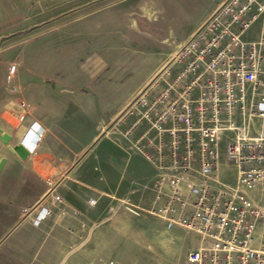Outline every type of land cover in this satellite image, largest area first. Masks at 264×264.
Listing matches in <instances>:
<instances>
[{
	"label": "built area",
	"instance_id": "1",
	"mask_svg": "<svg viewBox=\"0 0 264 264\" xmlns=\"http://www.w3.org/2000/svg\"><path fill=\"white\" fill-rule=\"evenodd\" d=\"M259 20L257 39L246 41ZM17 73L12 63L8 84ZM128 117L127 134L145 125L139 150L156 164L158 190L167 187L169 199L152 209L121 201L124 209L199 236L187 264H264V0H224L119 121ZM44 132L34 121L24 138L35 149ZM224 165L236 170L234 185L220 179ZM24 213L39 225L50 211L36 204Z\"/></svg>",
	"mask_w": 264,
	"mask_h": 264
},
{
	"label": "rangeland",
	"instance_id": "2",
	"mask_svg": "<svg viewBox=\"0 0 264 264\" xmlns=\"http://www.w3.org/2000/svg\"><path fill=\"white\" fill-rule=\"evenodd\" d=\"M222 1L0 0V128L12 134L20 125L7 110L30 105L32 83H109L116 106L134 83L149 77L161 62L168 64ZM260 24L245 33L246 41L257 39ZM12 63L18 73L8 84ZM157 79L158 72L149 83ZM20 139L30 145L29 136L23 133ZM15 145L14 138L7 145L0 140V160L16 155ZM11 161L0 172V264H22L16 245L25 246L17 237L24 224L11 232L29 216L24 209L43 201L42 188L28 183L26 169ZM131 173L145 182L152 169L131 156L127 177ZM219 174L223 181H234L232 168L223 167ZM199 240L189 232H170L158 221V264H185L186 249ZM19 250L26 252L25 247Z\"/></svg>",
	"mask_w": 264,
	"mask_h": 264
},
{
	"label": "crops",
	"instance_id": "3",
	"mask_svg": "<svg viewBox=\"0 0 264 264\" xmlns=\"http://www.w3.org/2000/svg\"><path fill=\"white\" fill-rule=\"evenodd\" d=\"M163 66L161 62L149 77L134 83L116 106L109 83L45 82L29 86L34 90L28 93V109L19 105L7 110L16 119L26 113L25 120L10 134L16 144L19 140L23 143L20 137L32 122L45 129L26 160L14 154L4 157L3 169L8 158L26 169L28 183L42 188L43 201L39 203L50 211L39 225L32 223L31 215L11 232L24 224L25 230L17 237L25 246L20 242L16 245L22 264H158V221L165 227L163 221L147 214L136 217L121 201L143 209L157 208L169 199V189L163 186L158 190V168L139 150L144 145L139 138L145 125L127 134L132 118L119 119L128 103L152 84L149 82ZM154 91L158 92V86ZM131 156L139 157L152 169L145 182L138 174L131 176L136 170L127 177ZM232 169V183L220 178L228 185L236 182V170ZM200 244L201 239L186 249L185 264L188 253ZM19 247H25L26 252L18 251Z\"/></svg>",
	"mask_w": 264,
	"mask_h": 264
},
{
	"label": "water",
	"instance_id": "4",
	"mask_svg": "<svg viewBox=\"0 0 264 264\" xmlns=\"http://www.w3.org/2000/svg\"><path fill=\"white\" fill-rule=\"evenodd\" d=\"M0 140L3 142V144L7 145L9 142H11L12 136L4 132V130L0 128ZM12 152L15 153L22 160H26L31 154V151L23 143L16 144L12 148ZM5 163L6 159L3 158L0 161V172L2 171Z\"/></svg>",
	"mask_w": 264,
	"mask_h": 264
},
{
	"label": "bare ground",
	"instance_id": "5",
	"mask_svg": "<svg viewBox=\"0 0 264 264\" xmlns=\"http://www.w3.org/2000/svg\"><path fill=\"white\" fill-rule=\"evenodd\" d=\"M32 145H33V144H32ZM25 146H26L28 149L32 150V152H33V149H34V148H31L30 145H25Z\"/></svg>",
	"mask_w": 264,
	"mask_h": 264
}]
</instances>
